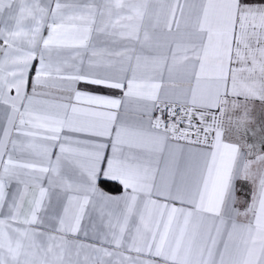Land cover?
I'll use <instances>...</instances> for the list:
<instances>
[{"label": "snow or ice", "instance_id": "6c2138e0", "mask_svg": "<svg viewBox=\"0 0 264 264\" xmlns=\"http://www.w3.org/2000/svg\"><path fill=\"white\" fill-rule=\"evenodd\" d=\"M0 264H264V0H0Z\"/></svg>", "mask_w": 264, "mask_h": 264}]
</instances>
